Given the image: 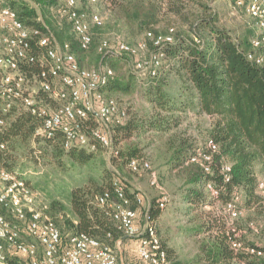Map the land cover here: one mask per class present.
<instances>
[{"label":"trees","instance_id":"obj_1","mask_svg":"<svg viewBox=\"0 0 264 264\" xmlns=\"http://www.w3.org/2000/svg\"><path fill=\"white\" fill-rule=\"evenodd\" d=\"M1 1L3 6L15 11L25 26L43 31L47 28L53 32L54 39L60 45L69 44V52L83 68H86L82 62L87 52L92 54L96 64L109 60V68L113 71L117 70L121 62L129 64L131 71L128 78L114 76L99 90L103 96L109 98L119 93L126 94L133 88L136 74L132 71L127 57H102L97 52L100 41L95 44L92 33L89 49L81 50L73 32L71 35L66 34L60 23L54 21L53 24L46 18V15L56 13L57 0ZM78 1L89 11L88 0ZM103 2L109 4V8H114L113 17L122 25L140 31L145 30L143 38L147 32L159 35L151 29L157 23L159 8L156 1L97 0L96 4L100 7ZM35 7L40 10V15ZM56 16L62 20L57 13ZM213 22L214 19L200 20L193 26L195 30L193 29L191 35L174 33V44L163 49V63L157 69L155 77H147L143 85L144 97L151 106L146 124L135 126L122 123L113 128V147L117 154L108 160L117 173L112 175V172L104 168L100 172L99 180L89 179L72 187L68 198L72 218L63 221V228L70 232L65 238L85 234L110 246L118 240H124L116 230L108 209L97 206L96 198L104 192L112 194L113 179L118 176L125 188L126 197L131 201V207L136 208L135 194L127 192L128 182L118 170L129 171L127 166L131 160L144 158L140 156L141 150L137 146L120 149L117 133L123 130L122 137L125 138L131 135L132 129H143L142 127L146 125L147 130L158 136L157 149L163 157L168 173L175 175L180 181L178 195L181 201L188 205L189 209H199L209 204L218 212L217 216H213V225L207 224L204 229L200 228L207 234L199 241L197 254L191 264H240V262L264 264V254L260 258H255L246 254H235L231 250L225 223L226 214L222 213L223 207L231 201L234 194L240 195L241 203L238 206L240 216L237 225L242 231V241L260 248L264 253V247L249 239V235H261L264 240V230L261 228L258 234L252 232L248 223L255 220L243 221L241 227L238 224V221H242L241 215L245 209L258 210L264 214L257 191L258 180L264 175V65H253L246 58V54L251 51V35L232 37L228 31L215 28ZM103 27L93 29L100 30ZM195 39L199 43H196ZM147 45L149 51L154 50L151 42L148 41ZM36 49L40 50L38 47ZM21 69L28 79V84L35 85L38 66L26 64ZM189 113L211 120L206 129L207 138L202 146L193 147V138L189 135L188 129L182 128ZM0 120L6 121V126L0 131V144L5 145L4 149L0 150V168L7 171L19 172L29 163L32 166L41 163L56 164L64 171L75 167L81 169L93 162L99 153L105 156L98 145L95 150L78 146L64 149L61 131H56L52 139L36 136L35 128L39 125V120L29 112L15 107L4 113L1 101ZM93 120V116L90 115L87 122L89 128L95 127ZM208 140L217 147V150L210 154V160L206 163L191 162L201 153L208 152L205 147ZM63 159L68 165L62 163ZM225 164H230L228 181H224L222 174ZM204 165L207 166L208 172H204ZM25 181L32 190L38 192L26 178ZM208 186H212L218 192L216 199L208 198ZM170 199L169 195V201ZM157 201L150 203L148 208L154 225L155 219L162 211L158 208ZM56 204L55 202L48 204L46 213L58 227L54 210L60 208L62 212V207ZM141 213L140 210L139 215ZM212 229L214 233H209ZM163 246L166 249L164 244ZM166 253L168 264H181L172 250L166 249Z\"/></svg>","mask_w":264,"mask_h":264},{"label":"built area","instance_id":"obj_2","mask_svg":"<svg viewBox=\"0 0 264 264\" xmlns=\"http://www.w3.org/2000/svg\"><path fill=\"white\" fill-rule=\"evenodd\" d=\"M57 1V15L69 23L79 48L88 50L92 43L91 28L103 27V17L87 11L78 0ZM96 2L88 0L87 5ZM227 4L233 11H243L253 21L255 35L246 58L253 65H264V0H227ZM148 41L153 51H149ZM174 42V30L168 29L164 35L147 32L135 44L121 38L101 40L97 52L102 57L125 56L136 75L153 78L164 61L163 49ZM195 42L199 43L197 39ZM141 54L146 57L141 58ZM26 64H35L39 69L33 86L28 84L21 69ZM114 76L108 66L81 67L69 52V44L60 45L47 28L43 31L25 26L15 11L3 6L0 0V101L4 113L15 107L39 120L36 136L52 139L56 131H61L64 149L78 146L95 150L98 145L107 159L116 156L112 130L124 122L126 112L114 99L99 92ZM90 115L94 119V128L87 125ZM5 126L6 121L0 120V131ZM4 146L0 144V150ZM205 147L208 152L201 153L191 162L210 160V154L217 147L211 140ZM127 167L133 174L151 172V165L145 159H133ZM203 169L208 172L206 165ZM229 173L230 164H225L224 181H228ZM149 184L158 187L153 173H150ZM207 191L209 199L218 197L212 186H208ZM257 191L264 211V178L258 180ZM40 198V194L27 185L24 173L0 168V264H168L166 249L148 214L149 207L145 209L142 199L135 194L136 208H132L118 176L113 179L112 194L104 192L96 198V204L108 209L116 230L124 239L137 241L134 261L122 258V240L110 246L85 234L62 238L46 213L47 206L37 204ZM168 201L169 195L161 192L158 208L163 210ZM240 203L241 196L234 194L222 211L226 214L230 248L235 254L260 258L264 254L260 248L242 241V231L237 225ZM248 227L258 234L261 224L251 221Z\"/></svg>","mask_w":264,"mask_h":264},{"label":"rangeland","instance_id":"obj_3","mask_svg":"<svg viewBox=\"0 0 264 264\" xmlns=\"http://www.w3.org/2000/svg\"><path fill=\"white\" fill-rule=\"evenodd\" d=\"M158 3L157 23L152 26V30L160 35H164L168 29H173L175 35H191L193 26L200 20L214 19L212 23L215 28L228 31L232 37H242L249 34L252 37L255 35L254 23L250 17L243 11H233L227 4V0H149ZM37 9V7H35ZM89 11L99 13L104 19V27L100 30L92 28L94 43L101 40H114L121 38L129 44H135L143 38L145 30H138L136 28H128L122 25L115 17H113L112 9L109 4L101 3L100 7L97 4L88 6ZM40 15V10L37 9ZM46 18L55 24L54 21L63 26V31L72 34L70 25L64 21L59 20L56 13L46 15ZM41 21V17L38 18ZM195 30V29H194ZM50 31V30H49ZM52 34L53 32L50 31ZM54 35V34H53ZM141 58H145L146 54H141ZM112 60V59H111ZM83 66L86 68H94L99 64L110 67L109 60L99 61L95 63L94 57L90 52L84 54ZM129 64L121 62L114 70L115 76L127 79L130 75ZM147 76H134V86L130 92L126 94H115L109 96L117 103L121 110L126 112V119L123 124L127 125H144L150 114L151 106L146 101L143 94V85L147 81ZM106 97V96H104ZM211 120L204 116H195L192 113L187 115V122L182 125V128H187L189 135L193 138V147L202 146L207 138L206 129L209 127ZM132 129L130 136L123 138V130L118 134V146L124 149L127 146H137L140 149V156L149 161L151 164V172H143L141 174L130 173L127 169L118 170V172L128 181V193L138 194L143 200V206L146 207L150 203H154L160 197V193H168L171 197L165 208L160 212V215L155 219V226L160 235V238L166 249L172 250L177 261L181 264H191L195 258L198 249V243L207 233L202 232L200 228L204 226L213 225V216H217L218 212L213 206L207 204L199 209H189V206L181 201L178 195L180 191L179 179L168 173L167 166H165L163 157L159 153L157 147L159 146L158 136L146 129ZM122 129V128H121ZM65 165H68L65 159L62 160ZM110 161L99 153L96 159L83 168H67L64 171L61 166L33 165L26 164L19 172L24 173V177L29 184L40 193V199L37 201L39 205H51L57 203L61 209L54 210V216L57 218L58 227L62 237H66L70 232L63 228V221L71 219L69 207V192L72 187L82 184L89 179L95 181L99 180V175L102 169L108 170L112 175L117 173V170L111 166ZM150 173H153L158 180V187H152L149 184ZM264 178V175L261 176ZM131 184L136 186L139 190L131 189ZM145 195V196H144ZM148 199V201L145 199ZM60 210V211H59ZM241 220L238 221L240 227L243 221L255 220L261 224L264 230V214L258 210L245 209L241 215ZM196 231V232H195ZM209 233H214L212 229ZM249 239L257 242L264 247V240L262 236H251Z\"/></svg>","mask_w":264,"mask_h":264},{"label":"crops","instance_id":"obj_4","mask_svg":"<svg viewBox=\"0 0 264 264\" xmlns=\"http://www.w3.org/2000/svg\"><path fill=\"white\" fill-rule=\"evenodd\" d=\"M126 182H128V181H126ZM131 187H132L131 189H134L135 191L139 190L136 186H134L132 184H131ZM145 199L148 201V199L146 197H145ZM147 207H149V205ZM120 248H121L122 253H123L122 254V258H124L126 260H129V261H134L135 260V258H136L135 257L136 249H137V241L130 240V239H124L122 241L121 245H120Z\"/></svg>","mask_w":264,"mask_h":264}]
</instances>
